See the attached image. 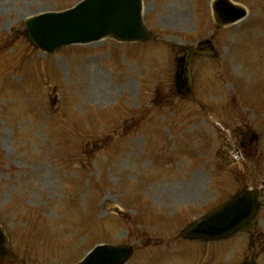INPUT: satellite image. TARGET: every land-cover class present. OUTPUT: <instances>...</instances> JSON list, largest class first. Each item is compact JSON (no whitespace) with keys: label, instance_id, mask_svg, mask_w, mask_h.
<instances>
[{"label":"rangeland","instance_id":"rangeland-1","mask_svg":"<svg viewBox=\"0 0 264 264\" xmlns=\"http://www.w3.org/2000/svg\"><path fill=\"white\" fill-rule=\"evenodd\" d=\"M78 1L0 0V222L27 264H71L96 242L122 240L139 251L127 264H144L147 217L166 218L163 194L191 193L169 176L192 180L185 154L211 159L229 120L219 113L248 108L264 125V0H232L248 14L220 29L211 0H143L156 39L32 51L22 21ZM206 38L213 54L191 64L201 105L177 102L174 53ZM195 107L203 113L184 124Z\"/></svg>","mask_w":264,"mask_h":264},{"label":"flooded vegetation","instance_id":"flooded-vegetation-1","mask_svg":"<svg viewBox=\"0 0 264 264\" xmlns=\"http://www.w3.org/2000/svg\"><path fill=\"white\" fill-rule=\"evenodd\" d=\"M241 119L238 125L228 122L220 132L223 146L216 145L214 156L224 168L222 174L196 176L202 178L207 196L178 195L175 201L193 204L194 217L216 206V185L225 189L222 201L229 200L242 189L257 192L258 207L250 222L230 235L208 240L186 238L183 223H161L146 231L145 245L150 260L147 264H264V132L253 127L246 111H233ZM234 115V116H235ZM262 118V117H261ZM200 188V185L198 184ZM203 193V192H202ZM218 193V192H217ZM171 202V197H169Z\"/></svg>","mask_w":264,"mask_h":264},{"label":"water","instance_id":"water-1","mask_svg":"<svg viewBox=\"0 0 264 264\" xmlns=\"http://www.w3.org/2000/svg\"><path fill=\"white\" fill-rule=\"evenodd\" d=\"M216 3L220 4L219 16L226 14L222 20L225 23L245 15L243 9L227 0ZM25 25L28 39L50 53L70 43L89 42L104 36L125 41L149 36L141 18V0H83L72 9L35 16ZM7 252L6 237L0 229V254ZM130 253L128 246L98 245L78 264H124Z\"/></svg>","mask_w":264,"mask_h":264}]
</instances>
